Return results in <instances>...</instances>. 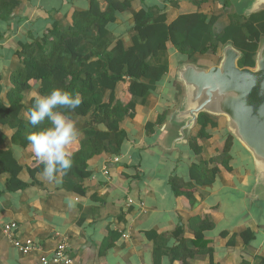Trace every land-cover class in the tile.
Here are the masks:
<instances>
[{
	"label": "crops",
	"instance_id": "1",
	"mask_svg": "<svg viewBox=\"0 0 264 264\" xmlns=\"http://www.w3.org/2000/svg\"><path fill=\"white\" fill-rule=\"evenodd\" d=\"M99 2L106 9L107 1ZM90 4L91 0H20L13 15L0 19V100L9 102L11 75L23 65L21 44L43 38L56 25L69 27L74 13L87 10ZM132 7L151 14L164 13L168 23L183 13L216 14V30L230 24L232 13L238 14L234 0L228 7L225 0H132ZM133 28V13L118 12L117 20L109 25V48L119 39L131 47ZM221 52L198 55V65L216 64L214 60H219ZM165 57L169 59V72L164 80L145 104H137L136 116L121 123L127 131L121 154L113 157L102 153L91 158V175L84 180L82 192L65 185L63 172L59 173L60 185L46 182L38 175L41 171L34 170L40 163L31 147L16 143L15 129L0 123V151L13 152L22 166L19 177L28 183L22 190L9 192L6 182L10 174L0 173V264H155L156 244L167 248L179 244L173 235L178 226L185 227L187 241L194 239L189 228L192 216L210 218L215 228L205 232L214 252L198 253L191 264H259V258H264V195L252 192L256 181L253 158L239 141L234 140L231 150L233 171L222 168L213 184L197 187L195 204L172 187L173 176L188 186L192 181L190 167L200 158L209 160L218 154L230 132L226 119L219 117V126L209 128L212 137L199 140L203 145L201 156L192 152L189 144L171 148L177 130L169 119L179 102L178 91L182 92L177 71L187 61L171 42L167 43ZM127 84L120 82L117 87V95L125 103L131 99ZM34 95H39L37 85L27 92L24 103L28 105ZM165 111L169 114L167 121L150 130L153 126L149 121L157 120ZM26 113L24 109V118ZM76 123L79 127L80 122ZM80 133L70 146L71 152L81 145V129ZM69 199L74 201L71 207ZM12 222L18 224L14 237L33 240L39 248L26 254L15 246L4 230ZM245 230L255 238L246 242L241 235ZM62 242L67 245L65 260L55 253ZM110 242L114 245L104 250ZM42 257L48 263H43ZM162 264L180 262L165 255Z\"/></svg>",
	"mask_w": 264,
	"mask_h": 264
},
{
	"label": "trees",
	"instance_id": "2",
	"mask_svg": "<svg viewBox=\"0 0 264 264\" xmlns=\"http://www.w3.org/2000/svg\"><path fill=\"white\" fill-rule=\"evenodd\" d=\"M108 5L102 9L99 0H91L90 7L76 11L73 23L66 28L53 27L43 38L31 43H22L20 56L23 65L11 75L12 87L8 91L9 102L0 100V123L15 129L13 139L23 147H30L27 136L37 130L22 116L24 109L31 107L24 103L26 94L37 85L39 95H46L54 88H63L79 93L83 98L81 106L69 113L78 121L84 133L79 149L72 151V167L64 174L65 185L70 189L83 191V183L91 175L88 161L96 155L107 153L119 156L127 139V131L121 123L127 117L136 116V106L145 104L169 72V59L165 57L167 43L171 42L177 51L186 57L187 62L197 63V56L207 53L217 54L219 49L231 42L243 52L239 65L254 67L255 56L264 39V10L250 16L232 13L230 24L216 30L219 16H208L203 12L180 14L171 23L164 13L151 14L146 9L134 10L132 0H106ZM205 1V0H203ZM226 1V0H225ZM20 0H0V19L13 15ZM230 5L229 0L225 6ZM132 12L134 28L132 46L127 48L119 39L109 48V25L117 20L118 12ZM0 76V95L3 84ZM34 82V83H33ZM120 82L127 84L131 99L125 103L117 95ZM126 85L123 86V88ZM123 91V90H122ZM119 92V95H121ZM168 111L149 121L154 131L168 119ZM219 117L207 112L200 114L198 125L189 141V147L198 156L202 155L201 139H209V128L219 126ZM45 120L40 126L47 127ZM234 136L229 133L223 148L218 154L190 167L188 186L173 176L172 187L178 194L187 196L196 203L197 187L213 184L222 168L233 171L232 146ZM213 165V166H211ZM40 164L34 170L42 171ZM22 166L11 150L0 151V173H9L6 189L16 192L28 186L19 177ZM33 173V170L29 169ZM195 184H194V183ZM1 193V191H0ZM189 228L195 237L187 241L185 227L178 226L173 235L179 244L167 248L156 244L153 251L154 263L162 264L163 257L169 255L180 264H191L198 253L212 254L214 249L208 245L205 232L215 228L210 218L192 216ZM246 242L255 238L250 230L241 234ZM114 244H105L104 250ZM214 264V263H212ZM264 264V258H259Z\"/></svg>",
	"mask_w": 264,
	"mask_h": 264
},
{
	"label": "water",
	"instance_id": "3",
	"mask_svg": "<svg viewBox=\"0 0 264 264\" xmlns=\"http://www.w3.org/2000/svg\"><path fill=\"white\" fill-rule=\"evenodd\" d=\"M233 2V0H232ZM239 15L264 10V0H234ZM243 52L231 42L222 48L219 63L201 66L180 64L177 78L182 85L179 102L169 123L177 132L171 148L189 144L200 114L224 117L234 138L251 154L256 181L252 192L264 195V39L254 67L239 65Z\"/></svg>",
	"mask_w": 264,
	"mask_h": 264
},
{
	"label": "clouds",
	"instance_id": "4",
	"mask_svg": "<svg viewBox=\"0 0 264 264\" xmlns=\"http://www.w3.org/2000/svg\"><path fill=\"white\" fill-rule=\"evenodd\" d=\"M25 119L36 131L27 136L35 159L43 165L39 176L46 182L60 185L62 178L72 167L70 146L80 137V129L69 113L79 108L83 98L79 93H72L63 88H54L46 95H34ZM45 120L47 127L40 126ZM74 201L69 199V207Z\"/></svg>",
	"mask_w": 264,
	"mask_h": 264
},
{
	"label": "built area",
	"instance_id": "5",
	"mask_svg": "<svg viewBox=\"0 0 264 264\" xmlns=\"http://www.w3.org/2000/svg\"><path fill=\"white\" fill-rule=\"evenodd\" d=\"M18 227V224L15 222L12 223H8L5 225V234L9 237V238H13L12 241L14 243L15 246H17L23 253H31L34 250H36L37 248H39V246L33 241V240H25L22 241L16 237L13 236L15 229ZM66 249H67V245L65 243H60L58 244L57 248H56V256L60 259H67L66 256ZM42 262L43 263H48V260L46 257H42Z\"/></svg>",
	"mask_w": 264,
	"mask_h": 264
},
{
	"label": "rangeland",
	"instance_id": "6",
	"mask_svg": "<svg viewBox=\"0 0 264 264\" xmlns=\"http://www.w3.org/2000/svg\"><path fill=\"white\" fill-rule=\"evenodd\" d=\"M226 1H227V0H226ZM226 1H225V2H226ZM229 2L231 3V0H229ZM220 59H221V56H220L219 60L216 59V60H214V62H216V64H217V63H219ZM197 64H198V63H197ZM181 86H182V85H181ZM123 89H124V88H122L119 92H121ZM122 92H123V91H122ZM178 93H181V92L178 91ZM180 96H181V94H180ZM180 96H179V99H180ZM195 129H196V128H195ZM195 129H194V130H195ZM196 130H197V129H196ZM198 162H199V161H198Z\"/></svg>",
	"mask_w": 264,
	"mask_h": 264
}]
</instances>
